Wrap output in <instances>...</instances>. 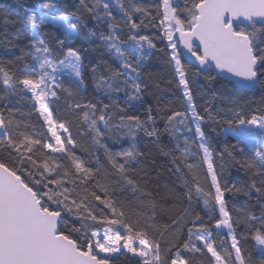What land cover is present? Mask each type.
I'll return each instance as SVG.
<instances>
[{"label": "snow or ice", "instance_id": "snow-or-ice-1", "mask_svg": "<svg viewBox=\"0 0 264 264\" xmlns=\"http://www.w3.org/2000/svg\"><path fill=\"white\" fill-rule=\"evenodd\" d=\"M114 11L130 30L162 15L161 39L171 50L168 62L184 109L161 117L174 146L159 151L171 157L174 184L153 183L158 177L138 146L140 133L160 144L158 115L170 105L158 103L157 115L148 105L145 118L128 113L144 104V66L156 44L138 31L123 38ZM0 19L6 37L0 47L14 56H0V264H120L124 257L137 264H204L206 255L208 264H264V0H73L71 9L67 0H37L27 21L7 11ZM25 23L27 33L17 27ZM85 33L99 44L88 43ZM25 36V45L14 43ZM181 45L194 67L182 63ZM96 47L115 63L104 54L93 63ZM85 73L100 94L95 101L82 95ZM200 79L212 89L203 105L197 103ZM257 91L261 106L249 115L242 94ZM62 97L67 112L78 115L79 135L89 138L90 150L81 148L65 121L54 119ZM25 99L28 112L16 106ZM33 113L43 122L39 128ZM205 124L223 137L221 151ZM125 141L126 147H113ZM229 168L247 180L229 184ZM253 192L259 215L247 202L229 209L226 193L251 198ZM249 239L252 251L241 243Z\"/></svg>", "mask_w": 264, "mask_h": 264}, {"label": "trees", "instance_id": "trees-1", "mask_svg": "<svg viewBox=\"0 0 264 264\" xmlns=\"http://www.w3.org/2000/svg\"><path fill=\"white\" fill-rule=\"evenodd\" d=\"M37 0H0V11H7L11 14L12 18H16L17 15L23 16L25 21H27V18L30 16L32 9L35 8ZM76 3H78V0H75ZM140 2L144 4H156L159 2V0H140ZM68 7L71 9L73 7V0H67ZM27 8L28 11H25L24 9ZM151 15L156 16L157 12L156 9L153 7L150 9ZM160 12L162 13V8L160 9ZM117 20L121 22V27L123 29L121 35L123 38H127L128 35L133 34L134 31H138L139 35L147 36L150 40H152L153 43L156 44V49L153 50L152 56L145 62L144 66V72H145V79L148 84V87L145 90L144 93V104L141 105L140 103L134 104L133 107L128 109L129 114H136L140 115L141 118H145L146 112L145 108L148 105H151L153 108V115H157L155 112L156 106L159 103L161 106L164 105H170L166 112H162L158 115L156 127L160 132L161 135V142L159 145L153 143V138L146 137L143 135V133L139 134L138 138V146L140 147L141 151L145 152L147 154V159L145 160V164L148 165V167L151 169V176L154 179L153 183H158L161 186L163 184H174L176 183V176L174 175L175 169L173 165L171 164V157L165 156L161 154L159 151L160 147H164L165 151H168L169 149H172L174 146V142L170 139L167 133L163 132L164 128V119L161 118L165 115H171L173 111H183V95L181 89L177 86V78L173 71V66L168 62L169 61V53L170 49L166 47L167 40L161 39V36L163 35V30L159 26V20L162 19V15L158 16L156 20L149 21L148 19H145L144 26H142L138 30H130V25L127 24V22L121 20V16L117 11H114L113 13ZM134 20L136 23L140 22L139 15L134 17ZM72 23H75V21H71ZM94 22L89 20V27H93ZM9 27V32H11L13 29L11 26ZM17 27L20 28V30L23 33H27L29 25L27 23L23 25H17ZM5 25L3 24V20L0 19V34L4 33ZM100 30H103L105 33L108 31V25L106 23H102L100 25ZM49 33H51V29H48ZM54 35L60 36L61 33L57 30ZM85 37V40L88 43H91L92 45H98L99 41L95 38H88L86 33L82 34ZM47 38V37H45ZM0 39H6V37L0 36ZM19 46H23L27 43V38L19 39L14 41ZM147 47V45H145ZM179 47V46H178ZM163 49V51H161ZM16 55H19V48L13 49ZM104 54V49L102 47H96L95 51L91 54V58L93 63H95L96 59L101 55ZM0 56H2L5 60H12L14 59V56L6 54L4 49L0 47ZM103 58L105 60H108L110 63H115L114 61H111L110 57L106 54L103 55ZM182 63H185L187 67H194L193 65L187 64V60H185L181 55ZM18 75L23 76L25 73L19 72L17 70ZM148 74H151L150 77ZM85 81L88 85L87 91L82 93L85 100H93L99 98L100 94L96 93L94 89L92 88V82H91V76L88 73H85ZM223 83V81H221ZM199 84L204 85L203 91L200 93L199 96H197V103L200 105L204 104V101L208 98L204 93H207L208 95L211 94L212 89L209 88L205 82L200 79ZM158 85V87H157ZM218 84L213 85V87H218ZM194 95H196V90L194 89ZM261 92L257 91L255 93H243L242 96H246L249 101V107L246 109V112L250 115L252 111H254L256 108L261 106ZM18 98H14L15 100ZM104 102H107L105 100ZM121 105H123V98L120 100ZM220 107H224L227 104V101L220 102L218 101ZM17 107L21 108L23 112H28L31 106L30 100H21L19 104L16 105ZM58 107V111H55L53 113L54 119H58L61 121H65L70 128V132L74 139H76L80 145L81 148L84 149H91L90 140L87 136H81L79 135V132L83 125L80 123V120L78 118V115L73 113L69 114L67 110L64 108V100L63 97L61 99V103ZM202 111V109H201ZM32 121L36 123L37 127L39 128L42 121L37 120V116L35 113L32 114L31 117ZM44 130L46 131V125L43 126ZM204 130L206 134L209 136L210 142L212 143L213 148L216 151L222 150V144L224 142L223 137L218 136L216 133L211 131V128L209 125L205 124ZM184 135H192V133H184ZM231 140V138H229ZM234 143V141H231ZM111 144V141H109ZM119 146H127V141L123 143V145H113V147H119ZM77 154L81 155L82 157L87 158L88 157V151H82L80 149L77 150ZM249 155H254V151H249ZM178 155V153H176ZM101 159L103 157L101 156ZM219 161H217V164ZM204 170L206 171V165L203 166ZM171 169V171H170ZM219 171V169H217ZM186 171V170H185ZM203 174V172L201 173ZM224 180L228 181L229 184L232 182H242L247 180V177L245 174L241 172H237L235 168H229L225 174H224ZM226 202L228 204L229 209H232V206L235 205H243L245 202H247L249 205L253 206L252 211L259 215V204L257 203V196L253 192L252 197L249 198L242 193H226L225 195ZM261 203H264V199L260 201ZM202 207L200 205L199 208ZM203 215V212L201 213ZM205 220L207 221V216H205ZM167 222V217H164V221ZM79 226V225H77ZM94 228H100V225H93ZM243 228V225H241L239 228H237V233L241 231ZM226 232L227 230H223ZM225 240L228 241L230 244V239L225 236ZM241 243L248 248L249 251L253 250L254 241L249 239L247 243L245 244L244 241H241ZM255 255V252H253ZM210 255V254H208ZM129 257L131 255L129 254ZM204 264H208L207 255L203 257ZM120 264H137V261L135 259H129L128 257L121 258Z\"/></svg>", "mask_w": 264, "mask_h": 264}, {"label": "water", "instance_id": "water-1", "mask_svg": "<svg viewBox=\"0 0 264 264\" xmlns=\"http://www.w3.org/2000/svg\"><path fill=\"white\" fill-rule=\"evenodd\" d=\"M178 35V34H177ZM196 43H198V41L196 42ZM181 49H182V45L181 46H179ZM182 57L186 60V57H190V54L187 52V50L186 49H182ZM191 59H193L194 60V57L193 58H191Z\"/></svg>", "mask_w": 264, "mask_h": 264}, {"label": "rangeland", "instance_id": "rangeland-1", "mask_svg": "<svg viewBox=\"0 0 264 264\" xmlns=\"http://www.w3.org/2000/svg\"><path fill=\"white\" fill-rule=\"evenodd\" d=\"M30 95V94H29ZM101 255H104V254H101ZM130 255H132V254H130Z\"/></svg>", "mask_w": 264, "mask_h": 264}]
</instances>
